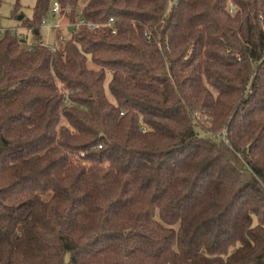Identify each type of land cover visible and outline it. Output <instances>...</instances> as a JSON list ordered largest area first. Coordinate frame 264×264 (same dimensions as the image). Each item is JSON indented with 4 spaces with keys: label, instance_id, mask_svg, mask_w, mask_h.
<instances>
[{
    "label": "trees",
    "instance_id": "trees-1",
    "mask_svg": "<svg viewBox=\"0 0 264 264\" xmlns=\"http://www.w3.org/2000/svg\"><path fill=\"white\" fill-rule=\"evenodd\" d=\"M54 2L72 30L51 50ZM19 21L0 264H264V0H36Z\"/></svg>",
    "mask_w": 264,
    "mask_h": 264
},
{
    "label": "rangeland",
    "instance_id": "rangeland-1",
    "mask_svg": "<svg viewBox=\"0 0 264 264\" xmlns=\"http://www.w3.org/2000/svg\"><path fill=\"white\" fill-rule=\"evenodd\" d=\"M88 0H80V4L83 5ZM36 3V0H0V23L5 27H17L18 31L22 33L29 41H32L31 32L29 29L22 26V22H20L15 16L16 10L19 11L20 14L24 15L25 18H31L33 15V7ZM68 20L65 16H60L59 14L50 13L43 25L41 26V34L43 37V41L49 45L54 44L56 37V30L59 28L60 34L64 38L69 37V32L67 30ZM110 73H108V77L105 83L106 92L109 95V87L108 82L110 80ZM110 96V95H109ZM111 97V96H110Z\"/></svg>",
    "mask_w": 264,
    "mask_h": 264
},
{
    "label": "built area",
    "instance_id": "built-area-1",
    "mask_svg": "<svg viewBox=\"0 0 264 264\" xmlns=\"http://www.w3.org/2000/svg\"><path fill=\"white\" fill-rule=\"evenodd\" d=\"M60 10H61V8H60L59 3H58V2H54V5H53V7H52V12H53L54 14H59V13H60ZM0 17H1V15H0ZM112 20H113V19H110V22H111ZM73 25H75L76 27H82V26H85V27H87V28L90 29V30H94V29H96L97 27H100V26H101V24H98V23L92 22V21H90V20H88V19H86V18H84V17H82V16H80V17L77 19V21H76ZM109 25H110V23H109ZM69 26H70V24L68 23L67 28H68ZM71 27H72V26H71ZM6 28H7V27L1 25V23H0V32H1V33H3V32L5 31ZM9 28H10L12 31H15V30L18 31V28H17V27H9ZM18 32H19V31H18ZM113 32H115V30H113ZM41 44H42V45H47V46H49V48H50L51 50H54V49H55L54 44L49 45V44L45 43L44 41H42Z\"/></svg>",
    "mask_w": 264,
    "mask_h": 264
},
{
    "label": "water",
    "instance_id": "water-1",
    "mask_svg": "<svg viewBox=\"0 0 264 264\" xmlns=\"http://www.w3.org/2000/svg\"><path fill=\"white\" fill-rule=\"evenodd\" d=\"M22 18H23V15H19L18 19L21 20ZM68 30L71 31V30H72V27L70 26V27L68 28Z\"/></svg>",
    "mask_w": 264,
    "mask_h": 264
}]
</instances>
